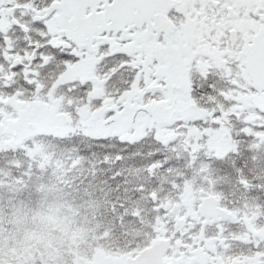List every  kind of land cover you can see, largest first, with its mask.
I'll use <instances>...</instances> for the list:
<instances>
[{"label": "snow or ice", "instance_id": "obj_1", "mask_svg": "<svg viewBox=\"0 0 264 264\" xmlns=\"http://www.w3.org/2000/svg\"><path fill=\"white\" fill-rule=\"evenodd\" d=\"M0 264H264V0H0Z\"/></svg>", "mask_w": 264, "mask_h": 264}]
</instances>
